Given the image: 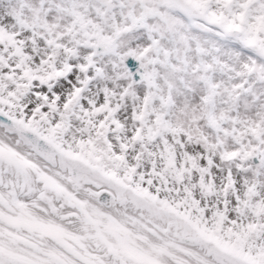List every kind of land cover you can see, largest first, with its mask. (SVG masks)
<instances>
[{
    "label": "snow or ice",
    "instance_id": "obj_1",
    "mask_svg": "<svg viewBox=\"0 0 264 264\" xmlns=\"http://www.w3.org/2000/svg\"><path fill=\"white\" fill-rule=\"evenodd\" d=\"M0 264H264V0H0Z\"/></svg>",
    "mask_w": 264,
    "mask_h": 264
}]
</instances>
